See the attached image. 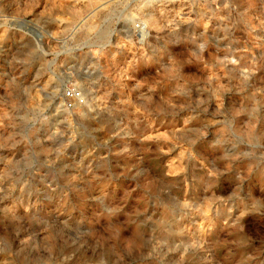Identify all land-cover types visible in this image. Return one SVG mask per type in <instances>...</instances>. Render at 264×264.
Segmentation results:
<instances>
[{
	"label": "clouds",
	"instance_id": "1",
	"mask_svg": "<svg viewBox=\"0 0 264 264\" xmlns=\"http://www.w3.org/2000/svg\"><path fill=\"white\" fill-rule=\"evenodd\" d=\"M0 264H264V0H0Z\"/></svg>",
	"mask_w": 264,
	"mask_h": 264
}]
</instances>
